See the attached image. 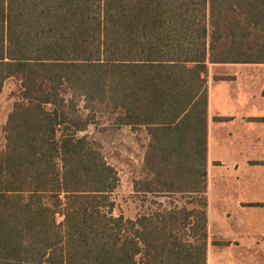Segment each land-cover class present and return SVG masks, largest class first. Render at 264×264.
Returning <instances> with one entry per match:
<instances>
[{"label":"trees","instance_id":"1","mask_svg":"<svg viewBox=\"0 0 264 264\" xmlns=\"http://www.w3.org/2000/svg\"><path fill=\"white\" fill-rule=\"evenodd\" d=\"M263 62L264 0H0V264H206L208 65ZM103 109L149 136L134 192L197 208L113 215Z\"/></svg>","mask_w":264,"mask_h":264},{"label":"crops","instance_id":"2","mask_svg":"<svg viewBox=\"0 0 264 264\" xmlns=\"http://www.w3.org/2000/svg\"><path fill=\"white\" fill-rule=\"evenodd\" d=\"M207 88L206 264H264V62L209 64Z\"/></svg>","mask_w":264,"mask_h":264},{"label":"rangeland","instance_id":"3","mask_svg":"<svg viewBox=\"0 0 264 264\" xmlns=\"http://www.w3.org/2000/svg\"><path fill=\"white\" fill-rule=\"evenodd\" d=\"M20 100V83L15 79L8 80L0 92V153L5 146L4 126L14 104ZM78 110L86 115L84 103L79 100ZM105 109L96 114V119L87 127V131L79 134L89 135L101 149L106 162L112 166L118 175V188L111 198L115 203L114 216L122 214L126 218L134 219L137 215L148 211L147 208L155 210L157 206H182L186 204L196 207V196H151L145 198L141 192H134V180L141 181L144 158L147 150L149 137L144 128L114 127L107 121ZM140 187V186H139ZM141 189V188H140ZM195 201V204H191ZM197 208V207H196ZM147 209V210H146ZM58 222L62 218L57 217ZM188 237L190 232L186 231ZM139 258V257H138ZM141 262V261H140Z\"/></svg>","mask_w":264,"mask_h":264}]
</instances>
